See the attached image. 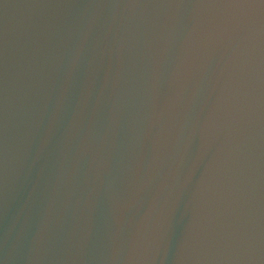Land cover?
Masks as SVG:
<instances>
[{
  "label": "water",
  "instance_id": "obj_1",
  "mask_svg": "<svg viewBox=\"0 0 264 264\" xmlns=\"http://www.w3.org/2000/svg\"><path fill=\"white\" fill-rule=\"evenodd\" d=\"M0 264H264V0H0Z\"/></svg>",
  "mask_w": 264,
  "mask_h": 264
}]
</instances>
